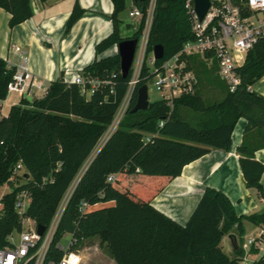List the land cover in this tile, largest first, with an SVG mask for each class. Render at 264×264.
<instances>
[{"label":"trees","instance_id":"16d2710c","mask_svg":"<svg viewBox=\"0 0 264 264\" xmlns=\"http://www.w3.org/2000/svg\"><path fill=\"white\" fill-rule=\"evenodd\" d=\"M110 1L113 30L96 45L97 55L123 40L118 15L127 8L128 0ZM148 1L130 0L143 13ZM30 2L0 0V9L10 15L9 29L32 17ZM184 2L156 0L147 54L160 45L164 58L169 57L192 38ZM83 14L75 3L65 32ZM142 28L143 21L132 38L137 39ZM15 71L0 58V101L7 97V84ZM237 72L241 88L228 93L224 85V97L212 103L205 102L198 86L193 94L175 100L172 108L159 100L132 113L136 89L116 131L94 156L129 80V76L123 79L120 75L118 54L96 59L82 69L80 74L85 79L108 82L88 98L81 95L78 86L62 78L50 82L40 98H21L0 119V186L7 183L10 189L1 199L0 248L10 244L7 237L11 232L21 230L14 209L17 193L28 192L30 203L25 215L37 226L47 228L64 193L87 164L61 216L54 242L62 234H73L79 247L97 238L98 248L115 264H237L240 248L236 246L229 257L220 246L222 238L235 233L240 243L245 234L243 223L264 225V211L237 216L228 198L211 188L203 190L185 224L151 205L186 165L211 149L228 151L231 134L241 118L246 125L236 152L242 176L246 188L264 198L260 183L264 165L254 158V153L264 148V96L246 91L264 76V41L248 52ZM198 80L200 83L199 73ZM145 84L141 82L139 87ZM147 136L150 139L145 142ZM18 163L24 173L17 177L19 186L15 187L9 178ZM109 175L115 179L108 182ZM82 202L90 207L112 205L81 215Z\"/></svg>","mask_w":264,"mask_h":264},{"label":"built area","instance_id":"2783aa9c","mask_svg":"<svg viewBox=\"0 0 264 264\" xmlns=\"http://www.w3.org/2000/svg\"><path fill=\"white\" fill-rule=\"evenodd\" d=\"M36 1L31 0L32 9L36 7ZM155 2L148 1L145 13L134 6L128 13L129 17L137 18L139 23L143 21V28L137 38L125 95L99 139L93 156L116 131L141 82H146V88L150 84L159 94V100L172 108L175 100L191 95L198 89V66L203 65L214 68L216 77L225 85L227 92L235 93L241 88L237 70L244 65L248 52L260 41H264V0H208V8L202 19L196 11L195 0H185L183 7L192 38L184 42L175 54L166 58L163 55L162 59L156 60L152 51L147 54ZM13 51L20 55L21 63L7 84V96L15 94L23 98L32 96L35 91L45 93L43 85L36 82L29 72L25 53L18 47H14ZM71 83L78 86L81 95L88 98L108 82L85 79L78 74ZM246 91L251 92L250 87ZM159 126H162V122ZM149 139L147 136L145 142ZM86 166L69 185L42 235L37 233L35 222L25 215L30 203L28 192L17 193L14 209L21 230H14L8 235L7 241L10 244L0 248V264H83L82 252L73 234H62L56 242L54 240L61 216ZM23 173V166L18 163L12 169L9 181L18 187L19 184L15 182ZM114 179L113 175L107 177L108 182ZM4 185L9 189L7 183ZM4 195L0 197V208ZM89 208L87 203L82 202L79 212L81 215L86 214ZM24 223L31 224L32 228L25 230ZM66 235H69V241L66 246H62L60 241ZM238 247L242 255L237 264H260V260L264 259V225L255 226L254 231L244 235Z\"/></svg>","mask_w":264,"mask_h":264},{"label":"crops","instance_id":"0c3cea01","mask_svg":"<svg viewBox=\"0 0 264 264\" xmlns=\"http://www.w3.org/2000/svg\"><path fill=\"white\" fill-rule=\"evenodd\" d=\"M75 3L84 14L65 32ZM32 10L31 18L9 29L10 15L0 9V58L8 67L17 69L21 59L13 48H20L27 57L29 72L44 89L59 78L71 83L94 60L117 54L116 45L100 55L95 53L96 45L113 30L110 20L113 6L110 0H37L36 7ZM257 82L263 84L257 86L258 92L250 90L264 96V76ZM41 92L35 91L26 98H30L28 101L40 98L44 94ZM20 100L21 97L10 94L0 101V119L6 117L10 107L19 104ZM245 125L243 118L237 121L228 151L211 149L205 156L186 165L181 174L167 182L151 200V205L177 223L185 224L203 190L211 188L221 191L228 198L237 216L263 212L264 200L255 190L246 188L236 152ZM254 158L264 165V148L257 150ZM260 183L264 187V170ZM110 205L112 204L100 206ZM243 226L244 235L255 227L248 222H244ZM238 244V237L231 233L222 238L220 246L226 255L232 257ZM109 260L112 263L113 260ZM83 264H86L84 258Z\"/></svg>","mask_w":264,"mask_h":264},{"label":"rangeland","instance_id":"374dc122","mask_svg":"<svg viewBox=\"0 0 264 264\" xmlns=\"http://www.w3.org/2000/svg\"><path fill=\"white\" fill-rule=\"evenodd\" d=\"M133 9V5L130 0L127 2V8L118 15V19L120 20L119 24V36L121 39H131L132 36L139 28V22L137 18H131L128 16L129 11ZM195 69L197 73V62L195 63ZM199 78H201L199 83L200 95L205 100L206 103H212L214 101L221 100L225 95L224 84L220 83L215 75L214 68H208L203 65L198 66ZM256 84L250 86L251 90L257 91V86L263 84ZM258 92V91H257ZM42 93V92H41ZM147 96L148 102L159 101V94L155 91V89L149 84L147 86ZM86 165V164H85ZM9 192V189L6 185L0 186V197ZM102 208V206H92L88 210L95 211ZM24 228L27 230L28 228H32L31 224L24 223ZM252 231L255 230V227L251 228ZM69 241V235L64 236L60 245L66 246ZM99 240L97 238L84 241L79 249L82 252V256L86 264H115L114 261L110 262L109 256L105 251L98 248Z\"/></svg>","mask_w":264,"mask_h":264},{"label":"water","instance_id":"95a60500","mask_svg":"<svg viewBox=\"0 0 264 264\" xmlns=\"http://www.w3.org/2000/svg\"><path fill=\"white\" fill-rule=\"evenodd\" d=\"M195 7L199 15V18L202 19L208 8V0H195ZM136 44H137V39L131 38V39L122 40L117 45V54L120 61V75L123 79L127 78L129 74L136 50ZM152 53L154 58L156 60H159L162 59L164 55V49L162 46L156 45L153 47ZM28 100H30V98H28ZM148 103L149 102L147 96V88L145 85H143L139 87L137 90L136 103L133 109L131 110V112L136 113L138 111L147 109ZM44 230L45 227L41 225L37 226V233L39 235H42Z\"/></svg>","mask_w":264,"mask_h":264}]
</instances>
